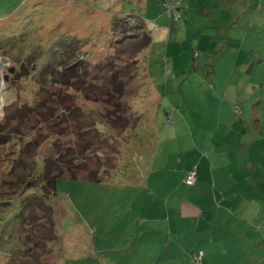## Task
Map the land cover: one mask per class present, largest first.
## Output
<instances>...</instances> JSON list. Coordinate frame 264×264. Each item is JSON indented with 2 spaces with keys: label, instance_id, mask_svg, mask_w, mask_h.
<instances>
[{
  "label": "rangeland",
  "instance_id": "obj_1",
  "mask_svg": "<svg viewBox=\"0 0 264 264\" xmlns=\"http://www.w3.org/2000/svg\"><path fill=\"white\" fill-rule=\"evenodd\" d=\"M173 4L179 6V19L169 12ZM239 7L240 1L236 0H0V125L23 103L31 106L36 95L39 101H46L47 95L56 91L45 80L44 91L39 94L35 84L43 82L44 77L31 78L29 69L34 60L45 64L47 55L61 44V37H66L64 44L68 45L69 36L83 40L84 51L90 53L89 60L80 64V77L93 87L92 91L97 93L108 86L114 71L118 74L123 71L126 77L122 80L127 92L121 99L123 112L107 116L105 121L118 118L128 128L136 124V129L114 134L116 139L105 136V144L93 142V151L86 150L87 170L98 169L105 175L101 181H57L53 202L57 242L54 253L43 257L42 262L127 264L134 261L132 254L122 252L126 248L118 249L121 236L126 238L129 230L122 218L129 215V208L146 182L150 166L147 158L158 146L159 135L164 134L163 126L159 125L163 112L153 109V103L164 107L162 99L166 86L168 90L172 86L174 71L187 72L185 97L192 99L186 102L189 108L194 107V99L209 87L206 78L201 77H205L206 71L214 72L212 77H207L214 86L217 79L219 86L228 92L238 80L239 90L246 87L248 93L235 97L234 102L240 111L237 117L248 126V131L241 133L253 141L251 149L264 147V0H244V14L237 17ZM148 31L151 44L136 58L135 45ZM235 39H239L238 43ZM76 42H72L73 47ZM76 54L71 56L77 58ZM226 69H231V75ZM198 83H202L199 89ZM85 107L91 113L71 123L73 127L58 126L54 120L57 117L49 119L50 124L44 123L33 113L29 125L35 143L29 149L33 151L34 161L17 160L21 163L17 164V170L23 163L24 172H28L32 162L35 165L59 153L63 155L67 147L78 151L85 146L91 137L76 136L75 124L88 126L98 121L102 111L92 103H86ZM99 130L103 132L104 128ZM14 147L13 143L0 149V184L7 187L11 182H3L9 176L3 173L10 161L17 159ZM3 193L0 199L9 200L11 195ZM12 222L13 218L8 219L4 229L12 230ZM12 254L9 252L10 263L19 264L20 253Z\"/></svg>",
  "mask_w": 264,
  "mask_h": 264
},
{
  "label": "crops",
  "instance_id": "obj_2",
  "mask_svg": "<svg viewBox=\"0 0 264 264\" xmlns=\"http://www.w3.org/2000/svg\"><path fill=\"white\" fill-rule=\"evenodd\" d=\"M236 1L239 17L244 0ZM186 73L173 72L164 107L153 103L163 112L164 134L147 158L148 178L122 218L129 230L118 249L133 255L127 264H193L198 252L203 264H264V147L250 148L253 141L241 133L248 126L235 104L247 88L240 91L237 80L228 92L217 79L214 86L207 79L214 72L206 71L201 77L209 92L189 108ZM190 170L196 181L188 187Z\"/></svg>",
  "mask_w": 264,
  "mask_h": 264
},
{
  "label": "trees",
  "instance_id": "obj_3",
  "mask_svg": "<svg viewBox=\"0 0 264 264\" xmlns=\"http://www.w3.org/2000/svg\"><path fill=\"white\" fill-rule=\"evenodd\" d=\"M169 8V12L175 14L174 18L179 19L178 4H173ZM142 21L144 22V20ZM130 22L133 28L132 21ZM65 38L61 37V44L56 45L57 48L54 52L52 51L51 55H47L48 59L45 64L36 63L34 60L29 69L31 78L44 77L43 82L37 81L35 84H38L36 89L39 94L44 91L45 80V83L50 86L49 88L56 87V91L48 92L46 101H39V95H36L35 102H32L31 106L27 105L26 102L23 103L16 111L5 117L3 125H0V149L14 143V152L18 155L16 160L10 161L9 168L3 173L9 175L8 179L3 180V182L6 184L11 182V185L7 187L0 184V194L4 192L11 195L9 200L0 199V264H11L9 252L11 254L14 252L12 256H17L20 253L19 264H54L55 262L46 263L42 260L46 255L54 253L53 246L57 242L58 226L54 220L53 205L56 198L57 181L60 179L94 183L101 181L105 175L98 169L87 170L85 165L86 150L91 152L93 142L97 145L104 143L105 136L116 139L115 136L126 130L136 129V124L128 128V125L120 124L122 120L120 121L118 118L115 120L107 118L105 121L107 116L114 117L120 111L123 112L124 105L121 103V99L127 94L126 84L122 81L126 78L123 71H119L122 72L121 74L114 71L108 86L100 88V92L92 91L91 88L93 87L83 82L80 77V64L89 60L90 53L84 51L83 40L78 41L76 37L69 36L70 42L65 45ZM140 38L141 42L135 45L137 47L133 51L136 58L140 51L150 46L151 33L148 31L146 37ZM73 41H77L74 47ZM132 42L135 43V41ZM8 48L11 47L8 46ZM73 53H77V58L71 56ZM196 55L197 53H194V56ZM212 72L209 70L207 75L212 74ZM48 75H50V79L47 78ZM131 76L133 77L134 74L129 77ZM86 103H92L102 111L99 113L98 121L88 126L80 123L75 124L76 136H81L80 138L91 137L85 142V146L79 148L78 151L67 147L63 155L59 153L54 158L45 159L43 163L38 164L37 161L35 165L32 162L30 163L32 168L28 172H24L26 164L23 165V163L21 168L17 170V164H21L20 161L34 159L32 158L34 157L33 151L29 149L35 143L31 138L32 127L29 125L32 123L31 116L33 113H36V118H41L44 123L50 124L47 121L57 117L54 120L58 126L67 124L73 127L71 123L88 117L91 113L85 107ZM111 106L113 107L112 110ZM48 113H50V117ZM101 127L104 128L103 132L99 130ZM81 131L83 132L81 133ZM98 134H101V138ZM114 134L116 135L113 136ZM87 144L90 145L89 148ZM19 171H21L20 174H18ZM12 210H15L14 216H12ZM10 218H13V229L5 230L3 224Z\"/></svg>",
  "mask_w": 264,
  "mask_h": 264
},
{
  "label": "built area",
  "instance_id": "obj_4",
  "mask_svg": "<svg viewBox=\"0 0 264 264\" xmlns=\"http://www.w3.org/2000/svg\"><path fill=\"white\" fill-rule=\"evenodd\" d=\"M236 112H239L238 108L236 109ZM195 181H196V173L194 170H190L185 176L184 184L186 186L190 187V186H193L195 184ZM202 257H203V254L201 252L194 254L192 256L193 264H203L202 263Z\"/></svg>",
  "mask_w": 264,
  "mask_h": 264
},
{
  "label": "bare ground",
  "instance_id": "obj_5",
  "mask_svg": "<svg viewBox=\"0 0 264 264\" xmlns=\"http://www.w3.org/2000/svg\"><path fill=\"white\" fill-rule=\"evenodd\" d=\"M1 91H2V83H1V81H0V93H1ZM1 95H2V93H1ZM2 102V101H1Z\"/></svg>",
  "mask_w": 264,
  "mask_h": 264
},
{
  "label": "water",
  "instance_id": "obj_6",
  "mask_svg": "<svg viewBox=\"0 0 264 264\" xmlns=\"http://www.w3.org/2000/svg\"><path fill=\"white\" fill-rule=\"evenodd\" d=\"M9 73H13V70H10ZM6 78H7V77H6ZM6 78H5V81L7 80Z\"/></svg>",
  "mask_w": 264,
  "mask_h": 264
}]
</instances>
